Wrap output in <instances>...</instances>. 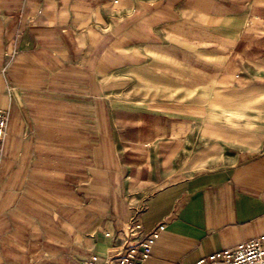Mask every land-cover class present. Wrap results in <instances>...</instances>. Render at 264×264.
<instances>
[{"label":"crops","instance_id":"obj_1","mask_svg":"<svg viewBox=\"0 0 264 264\" xmlns=\"http://www.w3.org/2000/svg\"><path fill=\"white\" fill-rule=\"evenodd\" d=\"M0 110V264L264 234V0H0Z\"/></svg>","mask_w":264,"mask_h":264},{"label":"built area","instance_id":"obj_2","mask_svg":"<svg viewBox=\"0 0 264 264\" xmlns=\"http://www.w3.org/2000/svg\"><path fill=\"white\" fill-rule=\"evenodd\" d=\"M8 111L0 110V158L7 133ZM124 236H135L134 244L118 249L115 254L100 258L91 255L82 264H143L149 257L158 237V229L141 231V225L132 221L124 229ZM192 264H264V234L247 240L234 248L215 251Z\"/></svg>","mask_w":264,"mask_h":264},{"label":"rangeland","instance_id":"obj_3","mask_svg":"<svg viewBox=\"0 0 264 264\" xmlns=\"http://www.w3.org/2000/svg\"><path fill=\"white\" fill-rule=\"evenodd\" d=\"M211 99H213L215 101L216 100V94L213 95V93H211L210 91H207V92L203 91L202 92V102L204 105L203 111L205 114H209V112L211 110V107H210ZM218 99H222V97L218 96ZM214 110H216V108H214ZM225 111H226V109H225L224 105L222 107L218 108V112L223 113V115H225ZM3 149H4V145H3ZM2 153H3V151H2Z\"/></svg>","mask_w":264,"mask_h":264}]
</instances>
